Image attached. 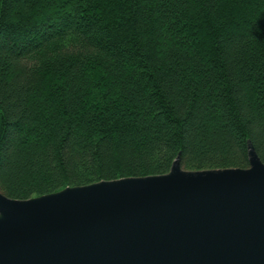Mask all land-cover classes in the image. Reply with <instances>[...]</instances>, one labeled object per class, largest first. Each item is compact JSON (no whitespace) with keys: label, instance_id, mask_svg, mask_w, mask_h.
<instances>
[{"label":"trees","instance_id":"obj_1","mask_svg":"<svg viewBox=\"0 0 264 264\" xmlns=\"http://www.w3.org/2000/svg\"><path fill=\"white\" fill-rule=\"evenodd\" d=\"M264 163V0H0V192Z\"/></svg>","mask_w":264,"mask_h":264},{"label":"water","instance_id":"obj_2","mask_svg":"<svg viewBox=\"0 0 264 264\" xmlns=\"http://www.w3.org/2000/svg\"><path fill=\"white\" fill-rule=\"evenodd\" d=\"M0 192V264H264V163Z\"/></svg>","mask_w":264,"mask_h":264}]
</instances>
